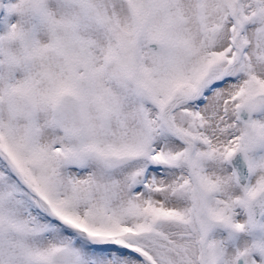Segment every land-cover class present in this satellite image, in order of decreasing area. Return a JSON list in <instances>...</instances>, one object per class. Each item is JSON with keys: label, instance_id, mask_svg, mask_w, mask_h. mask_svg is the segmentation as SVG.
I'll use <instances>...</instances> for the list:
<instances>
[{"label": "snow or ice", "instance_id": "1", "mask_svg": "<svg viewBox=\"0 0 264 264\" xmlns=\"http://www.w3.org/2000/svg\"><path fill=\"white\" fill-rule=\"evenodd\" d=\"M0 264H264V0H0Z\"/></svg>", "mask_w": 264, "mask_h": 264}]
</instances>
